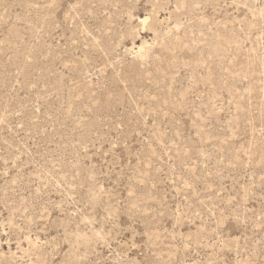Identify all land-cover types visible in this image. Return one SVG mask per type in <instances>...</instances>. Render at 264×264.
<instances>
[{
    "label": "rangeland",
    "instance_id": "374dc122",
    "mask_svg": "<svg viewBox=\"0 0 264 264\" xmlns=\"http://www.w3.org/2000/svg\"><path fill=\"white\" fill-rule=\"evenodd\" d=\"M0 264H264V0H0Z\"/></svg>",
    "mask_w": 264,
    "mask_h": 264
}]
</instances>
